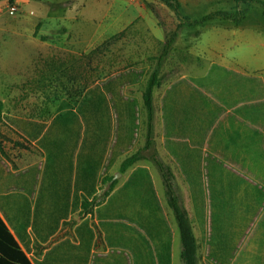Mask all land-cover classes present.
<instances>
[{"label": "trees", "instance_id": "1", "mask_svg": "<svg viewBox=\"0 0 264 264\" xmlns=\"http://www.w3.org/2000/svg\"><path fill=\"white\" fill-rule=\"evenodd\" d=\"M155 1L172 9L179 19L176 26L166 32L158 57L161 60L171 49L179 29L185 23L180 21L179 0ZM234 1L238 4L249 0ZM257 1L262 5L264 16V0ZM148 6L156 12L153 6ZM217 18L231 20L235 24L242 21L238 12L233 15L228 10H214L193 23L200 24ZM219 70L224 69L212 65L209 73L218 74ZM144 75V70L129 67L98 78L72 103L68 99L61 100L48 121L4 114L0 99V117L27 138L36 139L37 146L44 153L41 164L34 163L23 170L11 172L0 146V264H171L172 233L149 170L136 166L118 186V180L112 179L113 176L109 174L115 159L134 145L139 129L138 101L125 95L123 89L126 85L140 82ZM192 81L198 85L207 81L218 90V93L212 94L218 107H209L215 121L225 114L228 106H233L231 88L240 79L236 76H207ZM158 84L157 67L149 75L142 93L146 109L144 147H149L153 141L152 100L153 89ZM189 141L193 143L192 138ZM198 145L193 148L189 142L171 141L165 134L164 146L177 161L189 186L199 227L203 231L204 221L208 225V236L203 238L207 258L217 264H247L252 259L246 256V243L239 249L242 233L233 242L226 240L216 244L214 240L212 202L216 194L212 187L216 180L210 175L209 161H206L208 157L199 155L202 144ZM206 146L209 148V143ZM140 158L139 151L126 156L120 163V171H126ZM153 161L162 176L168 203L175 214L181 238V259L184 264H196V239L187 212L174 191L173 174L159 159L154 157ZM224 169L233 176L230 182L241 187L248 184L247 179L231 168L224 166ZM109 181L105 198L96 203L97 188L102 182ZM79 211L84 212L85 216L75 225L76 242L64 238L32 259L23 253L19 243L27 252L31 251L30 231L37 240L45 243L62 220ZM230 211L234 220L241 223L243 218L257 217L259 208L249 210V216L246 210ZM92 218L97 221L109 248L105 254L92 251L95 237ZM216 246L219 250L215 252ZM255 259L256 264H264V256Z\"/></svg>", "mask_w": 264, "mask_h": 264}, {"label": "rangeland", "instance_id": "2", "mask_svg": "<svg viewBox=\"0 0 264 264\" xmlns=\"http://www.w3.org/2000/svg\"><path fill=\"white\" fill-rule=\"evenodd\" d=\"M12 4L15 12L10 14L9 6ZM126 4L127 14L121 10ZM142 4L139 5L138 0H0V99L4 114L48 121L61 100L68 99L72 103L98 78L129 65L147 67L150 73L157 62L160 46L141 48V43L151 46L149 41H152L156 45L157 38L149 33L151 28L160 24L167 31L173 29L179 19L172 9L161 2L145 0ZM148 5L156 9V16L147 8ZM212 11L214 10H200L190 1L186 2L183 9L180 8V21L185 24L179 29L176 47L160 66L159 84L177 77L183 71V64L190 63V68L197 66L194 62L200 61L196 44L201 30H207L206 28L217 23H233L231 20L217 18L198 24L193 22L202 15H187ZM228 11L233 15L238 12L242 21L264 26L262 5L257 0L240 2ZM32 29L35 31L30 38ZM32 56L37 58V63H41L42 68L45 67L46 75L34 76L31 70H27V62H30L29 58ZM148 75L129 88L139 98ZM154 95V133L157 142L160 122L156 119V90ZM141 110V130L133 150H140L152 163L154 161L151 158L156 156L164 164L173 165L171 159L162 154L155 139L149 147H144L146 118L144 110ZM21 137L0 117V146L8 165L13 169L34 161L39 162L43 158L40 148ZM154 165L156 166L155 163ZM150 167L160 192L159 172L152 165ZM116 179L118 185L123 176ZM175 184L180 191L181 179H175ZM108 189L109 182H102L95 198L96 203L105 198ZM84 216L82 211L73 214L51 241L73 236L74 224ZM92 220L97 233V246H100L101 231L93 218ZM50 243L44 246L34 245L33 255H37ZM179 244L175 243L174 264H182ZM33 255L29 254V257L32 259Z\"/></svg>", "mask_w": 264, "mask_h": 264}, {"label": "crops", "instance_id": "3", "mask_svg": "<svg viewBox=\"0 0 264 264\" xmlns=\"http://www.w3.org/2000/svg\"><path fill=\"white\" fill-rule=\"evenodd\" d=\"M147 1L152 3H160L155 0ZM187 1L194 3L195 6L200 10H230L236 4L234 0H179L182 9L186 5ZM142 3L143 0H138L139 5H143ZM110 7L112 8V6ZM126 7L127 4L121 9L125 14L128 13V8ZM147 8L155 15L149 6H147ZM143 9L145 10L146 8ZM204 14H206V12L188 13L187 15L199 16ZM160 26L161 25L158 24L152 27L149 31L153 37L157 38L155 41V43H157L156 45H154L152 41H149L151 46L141 43V48H158L160 46L157 62L151 71L153 72V70L158 67V76L160 73L161 64L166 60L167 57H169L171 50L176 47L178 38L177 36L167 55L161 60H158L165 42L166 32L171 30L169 29L165 31V29ZM206 29L207 30L200 31L201 34L199 36V41L196 44V48L198 50L197 55H199L200 60H196V62H194V65L197 66L190 68V63H186L185 65L183 64V71L177 77H174L165 83H161L155 86L153 89V98L155 96L154 91L156 90V119L158 122H160V128L158 132L159 137L156 142L154 133L155 108L152 100L153 141L155 139V143L161 147L160 150L162 154L171 159L173 163L171 166L168 164L165 165L170 168L173 174L174 191L179 199L180 205L187 212V217L190 221V225L196 239V264L217 263L212 259L207 258V248L204 243V239L209 233L208 225L204 221L203 234V231L199 227L195 217L194 204L190 195L189 186L185 181L184 175L177 161L171 156L164 146L165 134L168 136V138H170L171 141L176 140L189 142V146L193 148H197V146H199L198 144H202V147H199V155H205V157H208L206 161H209L210 175L216 180V183L212 187V191L214 194H216L215 200L212 202V207L214 208V217L212 219L214 223V240L216 241V244H220L226 240L233 242V240L242 233L243 237L241 239L239 249L246 243V256L252 259L251 261L248 260L247 264H256L255 258L257 256H264V26L247 23L243 20L239 24L226 22L217 23L215 26H211ZM32 30L33 31L29 33L30 38L33 37L35 29ZM29 61L30 62H27V70H31L34 73V76H42V74L46 75L45 67L43 66L42 68L41 63H37L36 57H30ZM212 65H217L225 71L219 70L218 74H210L209 69ZM129 67L136 70H144V76L151 74V72L148 73L147 67L138 65H129L118 71L127 69ZM118 71L109 75L115 74ZM207 76H236L237 79H240V82L231 88V93L233 95V106H228L225 114L215 119V121H213V114L210 112L209 107H218L216 102H214L215 99L212 97V94L218 93V90H215L207 81L203 82L202 85H198L192 81V79L204 78ZM242 76L245 77V79L242 78ZM182 79L184 80L181 81ZM140 82L126 85L123 89V93L125 95L134 97L138 101L139 129L137 132V139L129 150L123 152L115 159V162L109 170V174L114 177L115 174L120 173L118 177L123 176L122 181L118 184L120 185L136 166H144L149 170L162 209L172 233L171 264H174L175 243H180V251L178 250V252L180 253L181 258V238L175 214L167 200L163 179L161 178L158 168L154 165V163L149 161V157H144L140 150H133L134 146L138 142V134L141 130V108L144 110L145 118L146 109L144 108L142 98L144 88L141 93V98L138 97V94L132 93L129 88L134 87V85ZM217 103L221 104L220 102ZM19 118L27 120L33 119L37 121L41 120L32 117ZM211 122H213V124L209 127ZM8 124L22 136L21 138L24 137L37 146L35 142L36 139L33 140L27 138L25 134L20 132L12 124ZM189 138L193 139V143L189 141ZM143 139L146 141V128ZM207 143H209V148L206 146ZM137 151L140 152L141 158L126 171L121 172V161L126 156ZM3 159L8 164L5 157H3ZM141 159L147 161H140ZM151 160H153V157ZM43 161L44 153L43 158L39 162L34 161L28 165H25L24 167L17 169H13L11 166H9V169L11 172H16L18 170H23L34 163L41 164ZM138 161L139 163H137ZM150 165H152L159 172L161 180L160 192L158 191L153 179ZM224 166L226 168H231L232 171L237 173L239 176L247 179L248 184H245L247 186L243 185V187H241V185H236L233 182H230L229 179H233V176H231L224 169ZM175 179H181L182 181V187L180 191L176 187ZM110 182L111 181H109V184ZM98 188L95 193L96 197ZM253 208H259L257 217L254 219H251L250 217H246L245 219L243 218L241 223H237L234 220L230 211L242 210L243 212V210H246V214L249 216V210ZM73 214L75 213L70 214L69 217L60 222L58 229L48 238L45 243L37 240L34 234L29 230L31 251L27 252V249H25V247L19 243L23 253L29 257V254L33 255L35 252L34 245L44 246L51 242L37 255H33L34 258L35 256L41 255L42 252H44L49 246L64 238H69L70 240L76 242L77 237L74 228L75 225L80 221L76 222L73 226V236H64L51 241L60 232L63 224L68 221ZM205 220H207V217ZM96 222L97 221H95V223ZM100 237L102 241L100 246H97V233L95 232L92 251L98 254H105L109 251V248L106 245L102 232ZM217 250H219L217 246L214 247V251L216 252ZM182 264H184L183 261Z\"/></svg>", "mask_w": 264, "mask_h": 264}, {"label": "built area", "instance_id": "4", "mask_svg": "<svg viewBox=\"0 0 264 264\" xmlns=\"http://www.w3.org/2000/svg\"><path fill=\"white\" fill-rule=\"evenodd\" d=\"M9 7H10L9 8V13L10 14L14 13L15 12V6H14V4L10 5Z\"/></svg>", "mask_w": 264, "mask_h": 264}, {"label": "water", "instance_id": "5", "mask_svg": "<svg viewBox=\"0 0 264 264\" xmlns=\"http://www.w3.org/2000/svg\"><path fill=\"white\" fill-rule=\"evenodd\" d=\"M119 175H120V173L115 174L114 177H113V179L118 178Z\"/></svg>", "mask_w": 264, "mask_h": 264}]
</instances>
